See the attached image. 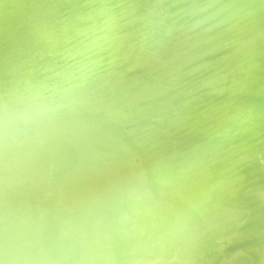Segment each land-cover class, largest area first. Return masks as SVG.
<instances>
[{
  "label": "water",
  "instance_id": "water-1",
  "mask_svg": "<svg viewBox=\"0 0 264 264\" xmlns=\"http://www.w3.org/2000/svg\"><path fill=\"white\" fill-rule=\"evenodd\" d=\"M69 2L78 7L62 6ZM156 2L0 0V93L70 72L89 31L106 18L101 6H114L113 39L96 52L102 68L86 89L93 106L85 115L118 157L83 185L110 189L113 205L140 198L135 227L102 241L113 264H264V2L185 0L248 5L242 19L223 12V22L194 41L202 75L190 108L163 92L135 100L153 77L132 65L113 91L109 67L148 29ZM185 19L169 15L164 23ZM184 46L181 37L169 49ZM114 99L128 106L104 117L99 110Z\"/></svg>",
  "mask_w": 264,
  "mask_h": 264
},
{
  "label": "clouds",
  "instance_id": "clouds-1",
  "mask_svg": "<svg viewBox=\"0 0 264 264\" xmlns=\"http://www.w3.org/2000/svg\"><path fill=\"white\" fill-rule=\"evenodd\" d=\"M113 7L101 6L106 18L89 31L70 72L60 79L24 81L0 93V264H113L102 241L135 227L139 197L113 205L106 194L110 189L83 187L102 177L118 157L117 150L99 142L98 128L85 115L93 106L86 89L102 68L96 52L113 39ZM173 7L176 13H170ZM247 8L157 0L148 29L109 67L113 91L132 65L153 77L134 93L135 100L163 92L190 108L194 81L202 75L194 41L223 22L217 20L221 13H227L226 20H239ZM169 15L186 19L165 24ZM181 37L185 46L170 50ZM127 106L114 99L99 111L108 117Z\"/></svg>",
  "mask_w": 264,
  "mask_h": 264
}]
</instances>
